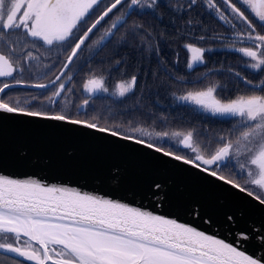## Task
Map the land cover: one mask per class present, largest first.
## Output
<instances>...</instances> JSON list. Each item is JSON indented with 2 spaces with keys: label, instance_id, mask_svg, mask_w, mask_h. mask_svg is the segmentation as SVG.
I'll use <instances>...</instances> for the list:
<instances>
[{
  "label": "snow or ice",
  "instance_id": "obj_1",
  "mask_svg": "<svg viewBox=\"0 0 264 264\" xmlns=\"http://www.w3.org/2000/svg\"><path fill=\"white\" fill-rule=\"evenodd\" d=\"M102 3L103 0H0V33L22 30L32 45L23 55V60L14 59L17 56L14 46L9 47L8 54L0 52V77H11L15 81L14 84L0 82V115L18 114L64 122L132 142L246 192L264 206V95H241L224 102L217 99L220 86L215 84L184 95L173 94L177 102L195 105L213 116L236 119L233 132L244 129L235 140L231 138V133L227 137L221 136L220 146L207 154L193 147L194 134L191 131L187 134L154 132L134 120L101 123V114L88 116L86 109L90 99L87 98L75 105L77 113L84 111L85 118H79L72 115L70 106L73 102L68 100L74 92V88L69 87L74 78L68 72L71 64L78 58L86 41L114 10L120 14L94 42L93 56L125 25L124 32L115 41V49L127 46L142 53H158L151 43L152 32L147 31L143 23L133 21L128 25V18L151 13L163 20L165 13L159 9L166 7L172 14L170 21L175 23L173 17L176 14L183 16L199 5L201 8L206 6L209 14H214L229 26L233 40L251 42L252 46L233 47V51L251 61L244 67L253 74L264 72V34L257 32V25L249 18L254 13L259 26L264 29V0H109L103 11L88 25V20ZM246 12L249 14L246 15ZM196 27L199 25L191 19L184 25L189 31ZM81 31L82 35L79 34ZM190 39L199 44L207 36L196 38L193 33ZM41 47L44 52H40ZM67 47H71V53L55 79L33 85L37 89L55 88L51 96L43 101L33 96L23 105L18 99L4 98L7 90L25 83L23 79H15L14 73H22L26 65L31 66L33 61H40L42 57L47 59L45 53H55L54 59H58ZM185 47L193 53L188 69L203 65L204 54L212 51L193 43ZM121 63H124L123 59L117 60L114 67L118 68ZM51 67L54 63L43 65L46 70ZM234 75L254 92H264V79L255 83L241 77L240 72ZM137 82L138 75L134 74L129 80L117 83L115 92L110 96L127 98L134 95ZM145 88L148 89L147 83ZM83 91L90 97L108 93L105 77L93 75L84 82ZM62 96L65 103L57 110L55 106L61 104ZM143 98L142 94L121 114L136 111ZM122 102V99L114 101L116 104ZM34 105L39 107L33 108ZM49 105L53 107L48 108ZM170 135L175 142H170ZM17 154L21 160L30 159L29 150L24 146L18 149ZM225 169L228 174H220ZM245 172L248 179L242 184L238 179ZM119 177V170H114L112 181L119 183ZM145 195L152 200L153 206H163L175 199L178 193L172 192L168 184L153 180L147 186ZM186 212L202 223L212 222V217L205 215L198 202L188 203ZM224 219L230 226L229 230L235 227L237 221L234 216L226 215ZM11 237L15 242H7ZM0 240L4 241L0 242V251L4 254L35 264H264V222L258 227L249 225L241 228L233 233L232 240H228L199 230L190 223H180L177 219L105 196L81 192L72 187L49 186L38 179H16L2 174ZM248 244H253L256 252L248 254Z\"/></svg>",
  "mask_w": 264,
  "mask_h": 264
},
{
  "label": "water",
  "instance_id": "obj_2",
  "mask_svg": "<svg viewBox=\"0 0 264 264\" xmlns=\"http://www.w3.org/2000/svg\"><path fill=\"white\" fill-rule=\"evenodd\" d=\"M22 85L35 88V84ZM21 146L29 150L30 159L19 158ZM117 169L119 183H114L112 173ZM0 174L105 196L228 240L241 228L264 222V206L253 197L190 166L105 133L37 117L0 115ZM153 180L168 184L177 197L153 206L145 195ZM190 202H198L212 222L202 223L187 214ZM226 215L236 218L231 230ZM247 251L253 254L256 248L248 244Z\"/></svg>",
  "mask_w": 264,
  "mask_h": 264
},
{
  "label": "trees",
  "instance_id": "obj_3",
  "mask_svg": "<svg viewBox=\"0 0 264 264\" xmlns=\"http://www.w3.org/2000/svg\"><path fill=\"white\" fill-rule=\"evenodd\" d=\"M159 11L165 13L163 20L148 13L144 16L133 15L127 22L128 25L133 21L143 23L147 31L152 32L151 43L158 49V53L157 51H152L150 54L142 53L127 46L115 49V41L124 32L127 27L125 25L110 42L83 63L79 71L80 83L88 76H104L106 86L111 88L116 82L129 80L134 74L138 75L134 95H129L127 98L95 95L90 98L86 111L88 116L101 114V123H127L128 120H134L140 126L154 132L188 130L194 134L195 145L205 154L208 151L214 152L220 146L221 136L227 137L231 133V138L234 140L239 135L241 129L233 132V126L237 120L199 112L191 105L175 101L173 94L179 96L188 91H200L215 84L220 86L216 96L224 102L241 95H264V92H254L249 85L234 75L235 72H240L241 77L258 83L264 79V72L255 75L250 69L244 67L247 64L246 58L233 51V47L238 49L248 41L233 40L231 35L233 32L229 26L219 21L214 14H209L206 6L201 8L197 5L192 12L183 16L176 14L173 17L175 23L170 21L172 14L166 7H162ZM248 14L246 12V15ZM249 18L253 19V23L257 25V32L264 34V29L259 26L258 18H255L254 14H251ZM189 19L199 27L190 31L185 30L184 25ZM193 33L196 38L206 35L207 39L197 44L195 40L190 39ZM213 37H219V39ZM137 43H140L139 39ZM188 43L212 49L211 52L204 54L205 63L194 69L187 68L190 53L185 45ZM121 59L124 63L115 68L116 61ZM145 83L148 89L145 88ZM142 94L144 98L136 111L121 114ZM82 98L84 97H81L77 89V100ZM119 99L123 102L114 103ZM76 102L78 101H75L74 105L77 104ZM70 110L73 116L85 118L83 110L77 113L75 106H70ZM220 174L227 175L228 170L225 169Z\"/></svg>",
  "mask_w": 264,
  "mask_h": 264
},
{
  "label": "flooded vegetation",
  "instance_id": "obj_4",
  "mask_svg": "<svg viewBox=\"0 0 264 264\" xmlns=\"http://www.w3.org/2000/svg\"><path fill=\"white\" fill-rule=\"evenodd\" d=\"M107 1L108 0H103V3L97 6L94 15L88 20V25L91 24L92 20L95 19L96 15H99V13L103 11V7L106 5ZM86 27L87 25L84 26V30H86ZM106 27H107V21L103 22L100 25V27L98 26L97 32L95 31V33L92 34L90 39L86 41L82 50L78 54V58L74 63L71 64L68 70V72L73 74L74 77L72 82L69 84V87L74 88V92L70 96H68V100L73 102L71 106H75L74 105L75 101H78L76 102L77 103L76 105H78L84 99L86 98L90 99L91 97H93V96L90 97L87 93L83 91V84L89 76L86 77L82 83H80L79 71L83 66V63L86 62L93 55V52L95 50L92 46L94 45V42L99 39L98 37L100 35V30L103 31ZM79 34L82 35L83 32L81 31ZM40 44H42V42H40ZM10 46L15 47L17 56L14 59L17 60H23V55H26V50L32 48V45L30 43V38H26L22 30L20 31L13 30L10 32L0 33V52H4L5 54H8ZM39 50L40 52H44L43 47H41ZM70 52H71V47H67L66 50L62 51L59 54L58 59H54L55 53L52 54L45 53V56L48 57L47 59L42 57L40 61H33L31 66H27V65L25 66V70L22 73H14L13 75L15 79H23L25 81L24 84L46 83L48 80L55 79V77L60 73V69L63 67V63L66 61L67 56L69 55ZM53 63H54V67H51L50 70H46L43 68L44 64H53ZM0 82H8L13 84L15 83V81L11 77H7V78L0 77ZM77 89L80 91L81 97H84L81 100H77ZM53 91H55V88L34 89L21 84V85H16L14 88L7 90L6 94L4 95V98L6 100L9 98H12L13 100L18 99L23 105L24 102L30 100L32 95L34 94H38L37 96L39 97V100L43 101L45 100V98L51 96ZM60 101L61 104L59 106H63L65 103V98L62 96L60 98ZM34 106H39V105H34ZM244 176L245 178L240 182L242 184L248 179L247 172H245ZM0 242H4V241L0 240ZM7 242H15L14 237H11ZM0 264H31V263L24 261V259L22 258H20L19 260L14 259L11 255L0 252ZM49 264H51V262H49Z\"/></svg>",
  "mask_w": 264,
  "mask_h": 264
},
{
  "label": "rangeland",
  "instance_id": "obj_5",
  "mask_svg": "<svg viewBox=\"0 0 264 264\" xmlns=\"http://www.w3.org/2000/svg\"><path fill=\"white\" fill-rule=\"evenodd\" d=\"M109 2V0L107 1V3ZM106 3V4H107ZM207 8V7H206ZM120 14V12L119 11H117V10H114V13L113 14H110V16L108 17V18H106L105 19V21H103V22H106L107 21V27L103 30V31H101L100 30V28H99V30H100V35H99V37L102 35V33L110 26V24L112 23V21L115 19V16L116 15H119ZM254 14V13H253ZM102 22V23H103ZM101 23V24H102ZM100 27V26H99ZM96 32H97V30H96ZM231 35H233V34H231ZM92 36V35H91ZM98 37V38H99ZM248 43H250V42H248ZM248 43H245L244 45H242L241 47H250V46H252L251 45V43L250 44H248ZM240 47V48H241ZM71 53V52H70ZM69 53V54H70ZM190 53V59H191V56L193 55V53H191V52H189ZM246 61H247V64L248 63H250L251 61L248 59V58H246ZM92 76H89L87 79H90ZM125 81H127V80H125ZM120 82V81H119ZM119 82H116L114 85H113V87H111V88H108V93H97L98 95H109L110 96V94L111 93H113V92H115V89H116V84L117 83H119ZM105 87L107 88V86H106V83H105ZM83 92V91H82ZM195 92V91H194ZM184 94H186V93H184ZM184 94H180V95H184ZM38 94H34V95H32V97L33 96H37ZM111 97H113V98H119V97H116V96H111ZM218 99V98H217ZM40 101V100H39ZM179 103H181V102H179ZM182 104H184V103H182ZM188 105H191L195 110H197V111H199V112H202V113H204V114H208V115H211V114H209L208 112H205V111H203V110H201L199 107H197V106H195V105H192V104H188ZM37 107H39V106H33V108H37ZM48 108H51V107H53V106H47ZM60 107H62V106H57L56 107V109L57 110H59V108ZM71 111V110H70ZM73 114V113H72ZM217 117H221V116H217ZM224 118H228V117H224ZM236 120V119H235ZM236 123H237V121H236ZM244 129H241V131H243ZM173 132H180V133H182V134H187L189 131L188 130H186V131H172V132H168L169 134H171V133H173ZM194 137V136H193ZM236 139V138H235ZM234 139V140H235ZM169 140H170V142H175V138H173V137H171V135H170V137H169ZM193 147L194 148H198V146L197 145H195V139L193 138ZM206 150H207V148H206ZM201 152L203 153V154H205L202 150H201ZM245 178V176L243 175V176H240L239 177V179L238 180H240V181H238V182H241L243 179Z\"/></svg>",
  "mask_w": 264,
  "mask_h": 264
}]
</instances>
